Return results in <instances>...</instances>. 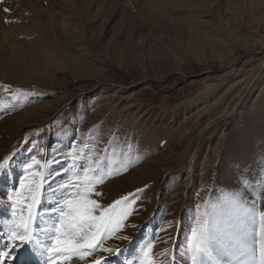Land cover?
<instances>
[{"label": "rangeland", "instance_id": "1", "mask_svg": "<svg viewBox=\"0 0 264 264\" xmlns=\"http://www.w3.org/2000/svg\"><path fill=\"white\" fill-rule=\"evenodd\" d=\"M2 158L0 251L39 184L42 239L65 199L99 216L136 195L91 256L52 264H190L206 204L264 213V0H0Z\"/></svg>", "mask_w": 264, "mask_h": 264}, {"label": "snow or ice", "instance_id": "2", "mask_svg": "<svg viewBox=\"0 0 264 264\" xmlns=\"http://www.w3.org/2000/svg\"><path fill=\"white\" fill-rule=\"evenodd\" d=\"M2 159L4 162L0 163V172H7L10 158ZM102 179L103 176L93 175L87 178V185H94ZM41 187L42 185H36L35 192L29 189L32 203L26 204L27 217L21 215L19 221L11 226L14 230L11 231L9 243L4 246L7 250L0 251V255L5 257L3 264H7L8 257H11L12 264H52L54 256L81 249H87L81 252V258L91 256L101 246L104 238L110 232L117 231L131 215L129 208L118 206L122 202L128 204L129 200L134 204L136 200V195L123 197L97 216L93 215L94 209L98 207L96 200L85 195L65 199L59 208L52 209L53 213L58 214L56 232L45 233L42 239L41 233L35 230L38 225L35 224L36 217L32 212L33 204L41 203L37 199ZM73 187L76 185L72 183L63 185L61 192H67ZM139 191L137 190V194ZM225 203L229 205L227 212L224 210ZM194 219L196 226L191 228L190 235L186 237L185 256L190 259V264H264V213L259 214L258 220L253 209L243 207L241 198L235 193L219 199L216 203L209 202L204 211ZM258 225L259 236L256 231ZM85 226L92 231L81 242L72 234H78ZM52 235H55V239H51ZM49 243L52 244L51 247L48 246ZM102 250L117 257L123 251L119 248ZM93 264H101V260H94ZM104 264H107L106 259Z\"/></svg>", "mask_w": 264, "mask_h": 264}, {"label": "bare ground", "instance_id": "3", "mask_svg": "<svg viewBox=\"0 0 264 264\" xmlns=\"http://www.w3.org/2000/svg\"><path fill=\"white\" fill-rule=\"evenodd\" d=\"M36 207H37V205L34 204V206H33V208H32V212H33V216H34V217H35Z\"/></svg>", "mask_w": 264, "mask_h": 264}, {"label": "trees", "instance_id": "4", "mask_svg": "<svg viewBox=\"0 0 264 264\" xmlns=\"http://www.w3.org/2000/svg\"><path fill=\"white\" fill-rule=\"evenodd\" d=\"M175 102V101H174Z\"/></svg>", "mask_w": 264, "mask_h": 264}]
</instances>
